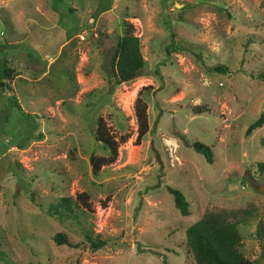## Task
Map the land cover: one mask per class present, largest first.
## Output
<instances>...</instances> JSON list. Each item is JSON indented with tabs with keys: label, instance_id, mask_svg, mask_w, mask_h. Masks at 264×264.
I'll list each match as a JSON object with an SVG mask.
<instances>
[{
	"label": "rangeland",
	"instance_id": "1",
	"mask_svg": "<svg viewBox=\"0 0 264 264\" xmlns=\"http://www.w3.org/2000/svg\"><path fill=\"white\" fill-rule=\"evenodd\" d=\"M125 22L144 66L114 85ZM1 61L13 73L0 88V264H194L184 230L206 210L245 220L240 251L264 264V123L245 135L264 115V0H0ZM137 95L147 132L135 144ZM97 118L118 148L92 174L88 156L106 155ZM61 198L70 211L50 215ZM58 232L78 246L56 245ZM84 234L105 243L92 251Z\"/></svg>",
	"mask_w": 264,
	"mask_h": 264
},
{
	"label": "trees",
	"instance_id": "2",
	"mask_svg": "<svg viewBox=\"0 0 264 264\" xmlns=\"http://www.w3.org/2000/svg\"><path fill=\"white\" fill-rule=\"evenodd\" d=\"M168 50L166 49V52ZM144 66V60L140 53V44L138 37L133 33L130 23H123V32L115 41L112 53L109 59V74L113 79L114 85L128 82L139 76L140 70ZM213 72L227 73L224 65L216 64L211 68ZM12 69L7 67L5 61L0 62V88H6V82L10 81ZM3 88V89H4ZM16 106L15 102H12ZM200 113V111H195ZM133 114L136 123V135L134 143H139L142 136L147 132L146 107L140 97L137 95L133 102ZM264 123V115L261 113L251 122L245 129V135H249L254 129L260 128ZM93 138L106 151L104 156H96L90 154L88 163L92 174L97 173L102 166L113 163L117 157L118 141L107 133L101 118L95 121V129ZM125 137H120V141H124ZM264 147V137L260 141ZM193 151L200 154L206 163H212V152L210 148L200 142H192L189 144ZM255 170L261 176L264 184V161L255 164ZM166 191L172 196L173 207L180 216L189 214L188 202L180 191L174 188L166 187ZM84 193L75 196V200L87 211H90L89 203ZM71 199L61 198L54 204L48 206V212L55 213L59 216L64 211H70ZM60 208V209H59ZM64 216V215H63ZM237 214L233 211L226 210H206L192 224L184 230V241L187 253L190 255L194 264H251V262L243 256L240 251V234L237 230L238 223H244L247 217H243L244 221L236 219ZM256 234H259L256 231ZM83 238L90 250L99 249L104 245V241L97 237H90L84 234ZM56 245H66L69 247H77L78 244H70L65 234L55 233L52 237ZM162 264H166L161 259Z\"/></svg>",
	"mask_w": 264,
	"mask_h": 264
},
{
	"label": "bare ground",
	"instance_id": "3",
	"mask_svg": "<svg viewBox=\"0 0 264 264\" xmlns=\"http://www.w3.org/2000/svg\"><path fill=\"white\" fill-rule=\"evenodd\" d=\"M167 144H171V145H174V142H167Z\"/></svg>",
	"mask_w": 264,
	"mask_h": 264
},
{
	"label": "water",
	"instance_id": "4",
	"mask_svg": "<svg viewBox=\"0 0 264 264\" xmlns=\"http://www.w3.org/2000/svg\"><path fill=\"white\" fill-rule=\"evenodd\" d=\"M261 261H262V260H260V262H259V263H257V264H261Z\"/></svg>",
	"mask_w": 264,
	"mask_h": 264
}]
</instances>
